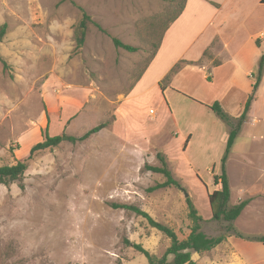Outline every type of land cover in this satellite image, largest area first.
I'll return each instance as SVG.
<instances>
[{"label": "rangeland", "instance_id": "1", "mask_svg": "<svg viewBox=\"0 0 264 264\" xmlns=\"http://www.w3.org/2000/svg\"><path fill=\"white\" fill-rule=\"evenodd\" d=\"M181 5L182 0H0V26H7L0 42V167L25 161L45 129L49 137H64L27 162L23 190L0 185V264H147L123 239L160 258L169 240L112 203L139 207L182 240L191 225L189 198L201 231L226 235V223L212 220L207 195L217 189L213 177L221 174L229 127L188 94L206 88L212 71L202 84L201 72L184 70L176 82L180 91L173 94L158 85L132 86L155 42L147 38L148 25L169 19ZM82 12L91 22L76 49ZM113 39L137 51L117 48ZM219 60L207 101L237 118L247 97L229 85L235 70L226 54ZM236 74L245 79L243 72ZM262 76L252 110L262 121L243 124L226 162L228 207L249 200L262 212L247 222L246 210L235 222L249 237L264 235V71ZM100 123L108 126L87 140H67ZM157 154L179 188L148 192L165 181L140 171L144 164L159 167ZM233 246L244 264H264L260 245L249 250L238 240ZM191 258L196 264L233 263L226 247Z\"/></svg>", "mask_w": 264, "mask_h": 264}, {"label": "crops", "instance_id": "2", "mask_svg": "<svg viewBox=\"0 0 264 264\" xmlns=\"http://www.w3.org/2000/svg\"><path fill=\"white\" fill-rule=\"evenodd\" d=\"M227 32H232V34L228 37ZM263 50L264 0H186L181 14L165 32L155 57L139 81L134 84V89H142L149 85H151L150 88L159 86V82L168 72L176 64L183 62L182 68L170 78L169 85L162 93L167 95L170 92L173 94V92L180 91L176 87V82L184 70L194 69L201 72L202 84L208 80L206 73L212 71V82L206 83V88L203 85L198 88L194 87V90L188 93L196 105L208 107L213 104L207 99L217 79L216 71L222 65V61L219 60L220 55L226 54L227 60L231 62L235 70L229 79V85L235 93H242L248 97L254 82L251 75L256 72L258 62L264 56ZM207 51L210 52L212 58H204ZM215 60L219 62L214 64ZM237 71L244 73V80L236 74ZM260 85L261 82L257 90ZM255 100L256 98L251 104L250 118L244 124L250 123L257 126L262 121L252 116ZM255 120L257 122H254ZM246 210H249L246 217L247 222L262 212L258 205L249 201L240 216L233 222V227L239 234L249 237L250 234L241 233L235 227V222ZM250 237L257 236L251 235ZM238 240L243 242L249 250H253L256 244L264 248L260 243L235 237L227 238L216 248L226 247L230 250L232 264H244L233 246V242Z\"/></svg>", "mask_w": 264, "mask_h": 264}, {"label": "trees", "instance_id": "3", "mask_svg": "<svg viewBox=\"0 0 264 264\" xmlns=\"http://www.w3.org/2000/svg\"><path fill=\"white\" fill-rule=\"evenodd\" d=\"M185 2L186 0H182V5L180 6V8L169 19L165 21H162V19L153 20L152 23L148 25V27L146 26L148 34L147 38H149L150 40L155 39V42L152 43L151 54L142 67L141 72L136 77L134 84L139 81V79L144 74L149 64L155 57L165 32L168 30L170 25L179 17L184 8ZM90 22L91 20L89 16L85 12H82L81 19L77 24L74 32L76 49H79L84 45L86 33L88 30V24ZM6 30V24H2L0 26V42L6 34ZM113 43L117 48H121L126 52L134 53L137 51L135 47L122 44L116 39H113ZM0 61L3 62L1 57ZM182 63L183 62L176 64L159 82L161 91H163L164 88L169 85L170 78L182 68ZM263 71L264 56L260 58L256 72L251 75V78L254 80L251 87V92L248 95L247 100L243 106L242 113L238 118L230 117L222 110L221 106L218 103H213L212 105L208 106V109L229 127V133L226 141V150L221 160V174L213 177V182L217 189L211 194L207 195L212 220L222 221L226 223V235L222 234L217 237L206 236L201 231L202 219L198 215L189 198H187L185 201L188 209V218L191 222V225L189 228L188 236L182 240L178 239L176 233L171 228L154 221L146 212H144L137 206L114 203L110 205L113 209H120L125 211L126 213L143 218L144 220H146L150 228L158 231L169 240V246L160 258H157L155 255L149 253L139 244L132 243L127 239L122 240L125 246L131 247L136 252L140 253L146 259L147 264H196L191 258L192 253L199 255L208 253L222 244L230 235L245 241L260 243L264 247V235L259 237H244L239 234L233 227V222L240 216L242 211L249 204V200H243L232 207H228V202L230 201V188L226 173V162L230 150L243 124L247 120L251 104L255 99L256 90L261 82ZM134 84L132 86H134ZM107 126L108 123H100L96 127L90 129L81 137H68L67 140L71 143L83 142L91 136L99 133ZM63 139L64 137L62 136L49 137L47 135V129H45L43 141L32 146L25 161H16L13 165L0 167V185L10 186L12 184H16L19 189L23 190L24 174L28 167L27 162L32 160L33 157L38 153L52 151L63 141ZM188 139L189 138H187V141ZM156 158L160 163L159 167L144 164L140 171L160 174L164 177L165 181L149 188L148 192L167 188L169 186L179 188V183L173 179L171 172L168 170L164 157L161 154H157ZM169 257H172L171 262H168Z\"/></svg>", "mask_w": 264, "mask_h": 264}]
</instances>
